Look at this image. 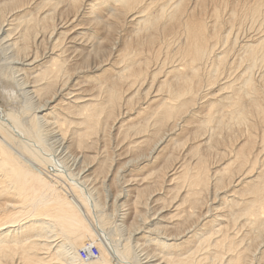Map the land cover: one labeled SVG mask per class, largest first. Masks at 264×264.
<instances>
[{
  "label": "bare ground",
  "instance_id": "bare-ground-1",
  "mask_svg": "<svg viewBox=\"0 0 264 264\" xmlns=\"http://www.w3.org/2000/svg\"><path fill=\"white\" fill-rule=\"evenodd\" d=\"M0 264H264V0H0Z\"/></svg>",
  "mask_w": 264,
  "mask_h": 264
},
{
  "label": "rangeland",
  "instance_id": "rangeland-1",
  "mask_svg": "<svg viewBox=\"0 0 264 264\" xmlns=\"http://www.w3.org/2000/svg\"><path fill=\"white\" fill-rule=\"evenodd\" d=\"M1 107H3V103H0V109H1Z\"/></svg>",
  "mask_w": 264,
  "mask_h": 264
}]
</instances>
